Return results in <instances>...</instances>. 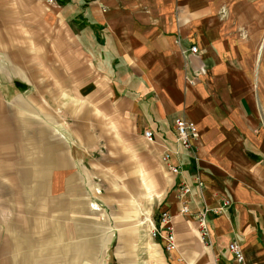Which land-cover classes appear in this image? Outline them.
I'll return each instance as SVG.
<instances>
[{
  "label": "crops",
  "instance_id": "obj_1",
  "mask_svg": "<svg viewBox=\"0 0 264 264\" xmlns=\"http://www.w3.org/2000/svg\"><path fill=\"white\" fill-rule=\"evenodd\" d=\"M76 1L78 13L67 17L81 49L66 51L73 60L60 75L61 95L45 94L43 120L20 113L27 109L21 95L10 109L0 83V163L30 165L21 153L37 151L31 200L46 202L23 215L25 226L19 213L9 228L0 209V264H264V0ZM20 8V0H0L1 11ZM62 10L69 12V4ZM33 94L23 104L37 107ZM181 114L196 123L200 137L197 159L188 150L174 155L183 167L178 177L162 154L176 150L174 119ZM146 129L156 141L144 136ZM24 132L35 133L34 140ZM153 158L170 178L157 198V216L148 205L137 211L124 191L112 188L132 191L140 181L143 189ZM180 177L192 189L185 197L189 214L180 212ZM10 184L16 179H0V186ZM7 192L5 201L20 199ZM223 198L232 206L227 214H209L206 243L195 213ZM164 210L173 215L171 249L159 223ZM73 217L101 224L73 231ZM234 239L243 263L229 249Z\"/></svg>",
  "mask_w": 264,
  "mask_h": 264
},
{
  "label": "rangeland",
  "instance_id": "obj_2",
  "mask_svg": "<svg viewBox=\"0 0 264 264\" xmlns=\"http://www.w3.org/2000/svg\"><path fill=\"white\" fill-rule=\"evenodd\" d=\"M20 1L21 8L19 11L0 10V18L3 19L2 21L0 20V83L6 88L5 96L11 100L6 102L10 109L14 108L12 100L21 95V105H25L27 109L21 108L20 113H36V119L43 120L45 94L49 93L53 98H57L62 93L60 75L65 71L69 62L73 60V58L67 57L66 53L68 51L70 53L77 52V50L81 49L77 39L76 27L68 21L70 14L76 15L78 13V5L76 0ZM67 4L70 6V11L63 12L62 6ZM12 79L13 82H10ZM22 81H28L30 84L24 83L28 87H23ZM8 83H11L9 86L10 90L7 89ZM46 84L47 86H45ZM20 87L28 89L19 90ZM30 90L35 93L33 96L37 98V107H29L28 103L23 104L24 102H29L28 94ZM31 105L34 106V103ZM36 109L37 112H34ZM24 134L27 141L30 138L34 140L35 133L30 132L28 134L24 132ZM26 140L23 139L21 142L25 143ZM33 149L39 148L35 147ZM37 153V151L35 153H21L25 160L27 158L31 160L30 165L18 162L13 163V161L9 162L8 160L0 163V179H3L6 183H11L12 180L16 179V185L0 186V190L7 188L4 192L1 191L3 195H0V209L2 211L5 210L4 221L9 228L12 226V215L20 213L22 215L20 218L22 226H25L24 223L27 224L28 218L23 217V215L30 214L32 209H44L46 205L44 200L36 202L31 200L37 194L32 190L35 185L31 186L29 183V181L31 182L34 179L33 177L37 176V170L33 168L37 164L32 163L34 158H38ZM28 165L31 166L32 173L25 176L26 171L24 168ZM168 176L169 174H165L161 167L159 159L153 158L149 161L148 174L145 173L143 189L140 181L137 186L132 187V191H130L128 186L124 185H115L112 188L116 193L124 191L127 195L125 197L129 198V201L136 206L137 211L144 209L148 205L147 208L150 211H153L154 208L156 215L157 198L167 192L170 187V178ZM20 179L26 182H20ZM147 187L149 197L146 198V202L144 199L147 194L145 191ZM8 189H13L14 192H17L19 196L15 197L20 199L15 202L5 201L4 197H10L7 192ZM119 201H124V199ZM117 209L124 210V207L118 206ZM15 218L17 217L15 216ZM38 219L39 221L41 220L42 224L44 223V218L38 217ZM98 224H101L99 223V218L93 220L85 218L83 222L76 217L69 219L70 229L73 231L78 228L77 225ZM39 236L38 234L36 237ZM76 236V233L70 236L72 237L69 240L70 251H74L72 239Z\"/></svg>",
  "mask_w": 264,
  "mask_h": 264
},
{
  "label": "built area",
  "instance_id": "obj_3",
  "mask_svg": "<svg viewBox=\"0 0 264 264\" xmlns=\"http://www.w3.org/2000/svg\"><path fill=\"white\" fill-rule=\"evenodd\" d=\"M192 53L198 52V46L192 45L190 47ZM174 126L176 130V150L173 151L168 147L165 148L162 154V161L165 163L166 167L175 176H182L183 167L181 162H173V157L176 155L180 156L181 150L190 151L195 159H197V146L196 141L200 137L199 129L196 123L186 117L184 114L177 115L174 119ZM144 136L149 141H156L157 135L153 130L146 129L144 131ZM192 191L189 183L184 178L180 177L179 183L176 184V193L180 199H182V205L180 206V212L183 214L191 213V206L189 201L185 198ZM232 206V201L228 198H223L217 207L206 206L199 209L195 215L199 227V235L202 241L210 242V230L208 226V216L211 213L214 214H227L229 208ZM160 227H162L167 232V237L169 243L167 248L171 249L176 246L175 244V228L173 223V215L169 210H164L160 214ZM154 231L153 234L156 236L159 234V226L153 223ZM229 249L233 254L234 259L238 263H243L245 260V255L243 249L238 240L234 239L229 244Z\"/></svg>",
  "mask_w": 264,
  "mask_h": 264
}]
</instances>
